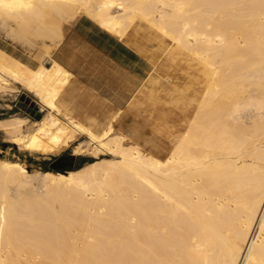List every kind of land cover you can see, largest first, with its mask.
I'll list each match as a JSON object with an SVG mask.
<instances>
[{
    "label": "bare ground",
    "instance_id": "obj_1",
    "mask_svg": "<svg viewBox=\"0 0 264 264\" xmlns=\"http://www.w3.org/2000/svg\"><path fill=\"white\" fill-rule=\"evenodd\" d=\"M78 14L139 50L129 37L144 25L195 62L181 124L163 153L120 132L121 111L97 133L59 105L68 72L41 64L55 114L25 148L56 153L81 132L94 162L31 171L0 158V264H264V0H0L2 25L40 47ZM25 124L0 118V131Z\"/></svg>",
    "mask_w": 264,
    "mask_h": 264
},
{
    "label": "rangeland",
    "instance_id": "obj_2",
    "mask_svg": "<svg viewBox=\"0 0 264 264\" xmlns=\"http://www.w3.org/2000/svg\"><path fill=\"white\" fill-rule=\"evenodd\" d=\"M78 16L80 14L63 21V34L67 25ZM12 27L14 25L11 23L0 24V73L7 79L6 86H0V118L22 117L26 118V124L22 127L21 134L11 135L0 131V158L4 157L8 161L18 162L31 171L51 170L48 168L49 163L61 155L74 157L79 155L77 165L81 164L80 167L94 162L92 146L95 143L91 144L88 137L81 132L76 134V139L73 142L56 153L45 154L25 148V144L28 143L37 128L32 125L38 124L40 128L44 129L47 125V115L55 114L42 99L46 92L52 91L53 84L43 75L41 64L50 66L55 62L51 57L44 56L46 52L43 54V49L50 52L51 56L52 51L59 43L54 46L50 40H46V44L48 43L52 47L49 51L45 47L47 44L42 45L45 47L42 49L40 40L36 39V36L23 34L17 29L15 31V28ZM129 39L144 46L145 49L139 50L133 43L127 42L151 62V71L139 86L136 96L120 114L116 126L120 132L126 133L133 141L148 143L149 150L163 153L166 146L170 144L172 134L177 132V128L180 127L181 120L178 115L182 112L183 87L186 81L194 79L195 62L187 60L181 54L171 52L167 42L163 41L154 30L144 25L135 26ZM2 49L10 50L26 60H31L33 67L36 62L37 67L34 69L20 67L21 65L6 56ZM48 61L47 65L44 64ZM20 97H26L28 102H22ZM35 105L38 110L35 109ZM65 109L69 114H73L67 108ZM108 118L86 116L82 123L99 133L105 127ZM13 138L21 139L22 143L12 142ZM81 158H84V161L81 162ZM100 158L111 159L112 157L107 153ZM33 182L34 185H37V181Z\"/></svg>",
    "mask_w": 264,
    "mask_h": 264
},
{
    "label": "crops",
    "instance_id": "obj_3",
    "mask_svg": "<svg viewBox=\"0 0 264 264\" xmlns=\"http://www.w3.org/2000/svg\"><path fill=\"white\" fill-rule=\"evenodd\" d=\"M2 52L20 67H37L10 50ZM50 57L68 72L59 105L81 122L86 116L122 113L151 71V62L142 53L85 15L67 25Z\"/></svg>",
    "mask_w": 264,
    "mask_h": 264
},
{
    "label": "water",
    "instance_id": "obj_4",
    "mask_svg": "<svg viewBox=\"0 0 264 264\" xmlns=\"http://www.w3.org/2000/svg\"><path fill=\"white\" fill-rule=\"evenodd\" d=\"M28 101V99H27ZM32 105V102L30 103ZM35 109H37V106H34ZM78 159L79 155L77 156H66V155H61L52 162L49 163L48 168L51 170H54L55 172H60L68 169H77L78 168ZM68 168V169H66Z\"/></svg>",
    "mask_w": 264,
    "mask_h": 264
},
{
    "label": "flooded vegetation",
    "instance_id": "obj_5",
    "mask_svg": "<svg viewBox=\"0 0 264 264\" xmlns=\"http://www.w3.org/2000/svg\"><path fill=\"white\" fill-rule=\"evenodd\" d=\"M20 100H21L22 102H26V103L28 102L27 99H26V97H20Z\"/></svg>",
    "mask_w": 264,
    "mask_h": 264
},
{
    "label": "trees",
    "instance_id": "obj_6",
    "mask_svg": "<svg viewBox=\"0 0 264 264\" xmlns=\"http://www.w3.org/2000/svg\"><path fill=\"white\" fill-rule=\"evenodd\" d=\"M80 161H81V162H82V161H84V158H81V159H80ZM79 166H81V164H80V165H78V167H79Z\"/></svg>",
    "mask_w": 264,
    "mask_h": 264
}]
</instances>
